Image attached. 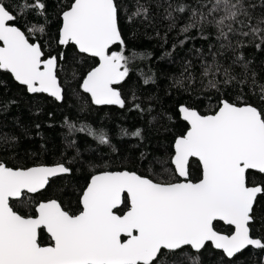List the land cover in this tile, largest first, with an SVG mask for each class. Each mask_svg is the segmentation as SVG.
<instances>
[{
    "label": "snow or ice",
    "instance_id": "6c2138e0",
    "mask_svg": "<svg viewBox=\"0 0 264 264\" xmlns=\"http://www.w3.org/2000/svg\"><path fill=\"white\" fill-rule=\"evenodd\" d=\"M58 8L60 24L50 35L46 0H16L12 5L0 0V72L10 74L28 94H47L60 102L65 98L60 72L70 70L72 79L79 80L81 111L89 105L117 106L151 116L152 97L145 107L134 89L127 99L121 91L133 61L144 56L126 54L117 0H58ZM124 11L129 23L139 20L155 28L157 17L166 21L162 37L156 30L165 44L178 29L164 57L189 41L214 36L218 47L209 45L210 63L202 49L194 51L218 102L211 114L178 106L176 114L186 122V131L175 137L167 157L149 161L161 167L159 180L88 161L92 174L79 190L75 212L57 198L35 197L55 179L71 176L78 164L83 167L77 141L68 137L86 133L98 145L111 147L104 128L78 126L65 117V148H76L75 156L62 153L52 165L31 167L0 161V264H203L202 253L209 248L219 254V264H264V234H252L258 218L255 206L264 197V83L244 52L248 47L264 51V0H135L131 12ZM53 46H74L78 56L98 62L78 77L64 52L51 54ZM193 66L192 60L184 61L175 87L188 90L185 81L193 83ZM139 75L144 85L155 83L153 75ZM229 88L237 91L238 103L227 98ZM248 94L258 103L248 102ZM15 103L0 102V112ZM160 116L173 119L167 113ZM35 127L39 130L40 125ZM120 136L140 144L145 139L142 128H121ZM15 141V136L0 137L5 146ZM140 156L147 159L144 152ZM193 163L199 172L195 181ZM164 175L174 179L166 181ZM16 204L30 208L31 214L16 211ZM42 232L50 240L47 246L40 243ZM246 251L256 259L241 262Z\"/></svg>",
    "mask_w": 264,
    "mask_h": 264
},
{
    "label": "trees",
    "instance_id": "16d2710c",
    "mask_svg": "<svg viewBox=\"0 0 264 264\" xmlns=\"http://www.w3.org/2000/svg\"><path fill=\"white\" fill-rule=\"evenodd\" d=\"M5 2L12 5L16 0H5ZM46 2L49 10L48 33L55 35L60 24L58 0H46ZM141 2L146 3L147 0H141ZM186 2L190 3L191 0H186ZM117 3L121 9L119 28L129 49L126 54L136 52L144 56L143 59L133 61L130 78L122 85L121 91L127 99L129 91L134 89L145 107L149 103L148 98L152 97L154 111L151 116L146 113L141 117L139 113L129 111L128 108L96 107L94 105H89L81 111L84 100L81 99L78 90L79 80L72 79L70 70L60 72V80L65 91V98L61 103L43 94L29 95L25 89L13 81L9 74L0 72V102L16 101L6 112H0V137H16V141L10 145L5 146L0 143V161L6 162L10 167H31L34 164L52 165L61 158L62 153L68 158L75 156L76 148L80 150L84 161L83 167L78 164L76 166L78 170H75L71 176L55 179L46 191L35 197L36 201L50 197L57 198L65 208L75 212L79 190L86 186L92 174V169L88 166L90 160L107 162L108 170L127 169L153 179H161V167L158 164H150L149 161L167 157L172 151L175 137L186 131V123L176 114L178 106L186 104L197 108L201 114H211L218 102L216 91L207 88L210 77H202L199 59L194 51L196 48L202 49L210 63L209 45L218 47L214 36H210L208 40L197 38L189 41L183 48H178L173 56L164 57V53L170 51L175 42L178 29L169 33L165 44L160 37L156 36V30L160 31L162 37L167 28L166 21L157 17L155 28L139 20L129 23L125 18L124 9L127 8L131 12L135 0H117ZM153 12H155L154 8ZM28 19L31 21L33 18L29 16ZM190 49L193 51L190 52ZM113 50L117 49L113 47ZM49 51L53 55L64 52L68 64L77 69L78 77L98 62L92 58H81L76 54L74 46L65 49L53 46ZM244 52L253 61L251 67L258 73L259 82L264 83V51L257 52L254 47H248L244 49ZM186 60H192L194 65L193 83L188 84L185 81L187 91L174 86L175 81L182 78L181 73L184 72V61ZM224 62L230 63V60ZM141 71L145 75H153L155 83L144 85L139 75ZM236 71L239 72V68ZM237 94L236 90L229 88L226 96L230 101L238 103ZM246 99L248 102L258 103L256 97L251 94H248ZM161 113H167L173 119H161ZM65 117L78 126L87 124L96 129L104 128L109 135L111 147L98 145L86 133L76 132L68 137L69 140L76 139V148L66 149L67 128L63 125ZM151 117H156V119L149 123ZM37 124L40 125L39 130L35 127ZM49 125L52 126L49 127ZM121 128L129 131H134L136 128L144 129L143 143L140 144L136 138L121 137ZM113 148L116 151H113ZM141 152L146 154V160L141 158ZM153 172L156 175H153ZM198 176L199 172L193 163L191 179L195 181ZM162 178L166 181L174 179L171 175H164ZM14 207L21 214H31L30 208H25L20 204ZM255 208L258 218L252 234L258 236L264 234L262 231L264 230V197H258ZM221 230L225 229L221 228ZM40 243L42 246L50 243L46 233L40 234ZM249 257L253 261L256 259L255 255L246 251L241 257V262ZM202 260L203 264H219L220 257L218 253L209 248L202 253Z\"/></svg>",
    "mask_w": 264,
    "mask_h": 264
},
{
    "label": "water",
    "instance_id": "95a60500",
    "mask_svg": "<svg viewBox=\"0 0 264 264\" xmlns=\"http://www.w3.org/2000/svg\"><path fill=\"white\" fill-rule=\"evenodd\" d=\"M63 48V47H62ZM63 49H65V48H63ZM10 75V74H9ZM14 81V80H13ZM15 82V81H14ZM16 83V82H15ZM17 84V83H16ZM29 95H35V94H29ZM43 95H46L47 96V94H43ZM49 97V96H48ZM49 98H51V97H49ZM51 99H53L54 100V98H51ZM57 102V101H56ZM62 101H60V102H57V103H61ZM96 107H115V108H119V107H117V106H96ZM184 122V121H183ZM186 123V122H185Z\"/></svg>",
    "mask_w": 264,
    "mask_h": 264
}]
</instances>
